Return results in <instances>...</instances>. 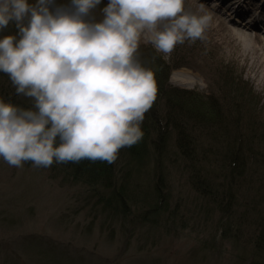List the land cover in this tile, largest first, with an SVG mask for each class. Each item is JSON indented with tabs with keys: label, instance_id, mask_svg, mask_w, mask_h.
Listing matches in <instances>:
<instances>
[{
	"label": "rangeland",
	"instance_id": "rangeland-1",
	"mask_svg": "<svg viewBox=\"0 0 264 264\" xmlns=\"http://www.w3.org/2000/svg\"><path fill=\"white\" fill-rule=\"evenodd\" d=\"M214 1L184 0L211 17L205 41H185L167 59L141 43L137 57L164 90L142 140L111 164L109 187L75 163L15 168L0 158V264H264V24L250 27L264 2L234 0L243 3L237 16L222 5L229 0ZM107 3L88 18L102 20ZM186 71L193 83L175 81ZM227 92L239 96L236 108ZM0 100L32 107L2 72ZM232 149L253 153L245 172L225 164Z\"/></svg>",
	"mask_w": 264,
	"mask_h": 264
},
{
	"label": "clouds",
	"instance_id": "clouds-1",
	"mask_svg": "<svg viewBox=\"0 0 264 264\" xmlns=\"http://www.w3.org/2000/svg\"><path fill=\"white\" fill-rule=\"evenodd\" d=\"M0 0V72L22 108L0 100V158L22 168L53 163L116 162L143 138L141 125L158 95L154 72L137 57L141 43L165 59L177 45L207 39L211 17L184 0ZM19 37V39H17Z\"/></svg>",
	"mask_w": 264,
	"mask_h": 264
},
{
	"label": "trees",
	"instance_id": "trees-1",
	"mask_svg": "<svg viewBox=\"0 0 264 264\" xmlns=\"http://www.w3.org/2000/svg\"><path fill=\"white\" fill-rule=\"evenodd\" d=\"M29 3L30 4H34V2L32 0H29ZM6 30L8 31V29H6ZM5 35H11V33L8 32V34H5L3 32V30H0V38H3ZM175 68H178V65L173 66V67H171L169 69L170 70L171 69L173 70ZM169 69H168V73L170 74V72L172 70L170 71ZM168 73H166L167 75L164 78L165 81H167V78L169 76ZM223 84H224L225 89H227L229 87L232 88L234 86V84L232 83V80L224 81ZM163 90L164 89H162V91ZM162 91L160 90V91H158V93H160ZM227 91H228V89H227ZM232 93H233V91H232ZM233 95L235 96V93ZM233 95L231 96V94H228V92H227L226 93V97L223 98V99L225 100V102L227 103V105L229 107L230 106H235V108H236V105H237L236 103L239 102V100H238L239 99V96L238 97H234ZM209 106L210 107H208L207 110L217 120V122L220 123L221 122L220 120H221L222 116L220 115L219 107H217L214 104H211ZM225 117L228 118V114H226ZM145 118H146V116H145ZM153 118H155V117L153 116ZM220 124H223V126H226L227 125V124L225 125L222 122ZM179 130H181V132H180L181 134H184L185 133V131L183 132L182 129L179 128ZM247 146H249V144ZM248 149H250V147H248ZM248 151H252V150H248ZM251 155L253 156V153H251ZM250 156L248 155V153H247V156H243L242 155V152H240L239 149H232L229 152V155H225L223 158H225V160H226L225 161V164L232 167L231 170H233L234 169L233 166H235L237 168H241L243 170V172H245L244 170H246L248 168L247 165L249 164L248 163V160L250 159ZM256 160H257V158H256ZM75 165H76V168L79 171V173H83V174L85 173V174H87L89 176L103 178L104 184L108 185V187L111 185L110 184L111 180L107 178V175H108L107 173L111 171V167H110L111 164H107L105 162H99V161L93 163V162H90L88 160H83V161H81L79 163H75ZM86 178H88V177H86ZM89 178H92V177H89ZM89 178L87 179L88 181L91 180ZM93 181L94 180L89 181V182H92L93 183ZM116 200H119V199L116 198ZM121 204H122V202H121ZM152 219H154V218H152ZM145 221H147V220H145ZM263 223H264V221L262 222V225H261L262 226V232H264V224Z\"/></svg>",
	"mask_w": 264,
	"mask_h": 264
},
{
	"label": "bare ground",
	"instance_id": "bare-ground-1",
	"mask_svg": "<svg viewBox=\"0 0 264 264\" xmlns=\"http://www.w3.org/2000/svg\"><path fill=\"white\" fill-rule=\"evenodd\" d=\"M217 1L219 2V0L214 1L215 2V3H213L214 6H222V5H224V7H226V10L228 11V13L230 11L231 13H234L237 16H239L240 14L241 15L243 14V7H242L243 3L237 2V5H236L234 0H229V1H226L225 4H223L224 2H222V5H220V3H217ZM260 1L264 2V0H260ZM246 2H247V0H246ZM255 12L258 13V18H256V20H253L252 22H251V20L249 18L248 21H247V22H251L250 23V27H252V28L256 27V25L258 23L264 24V17L259 15L258 10H256ZM235 21L238 22L239 19L235 18ZM260 31L262 32V28L260 29ZM263 31H264V28H263ZM188 74L189 73L187 71L183 72L181 76H178V79H175V81H177L178 83L180 82L182 84H191V83H193V79H192L193 75L190 73L192 76H190V75L188 76Z\"/></svg>",
	"mask_w": 264,
	"mask_h": 264
}]
</instances>
